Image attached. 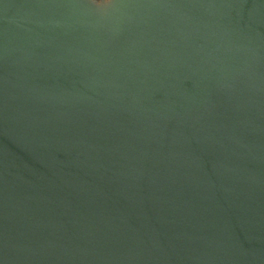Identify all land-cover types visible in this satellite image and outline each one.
<instances>
[{"label": "water", "instance_id": "obj_1", "mask_svg": "<svg viewBox=\"0 0 264 264\" xmlns=\"http://www.w3.org/2000/svg\"><path fill=\"white\" fill-rule=\"evenodd\" d=\"M0 264H264V0H0Z\"/></svg>", "mask_w": 264, "mask_h": 264}, {"label": "rangeland", "instance_id": "obj_2", "mask_svg": "<svg viewBox=\"0 0 264 264\" xmlns=\"http://www.w3.org/2000/svg\"><path fill=\"white\" fill-rule=\"evenodd\" d=\"M87 2L98 12H106L110 9L114 0H87Z\"/></svg>", "mask_w": 264, "mask_h": 264}]
</instances>
